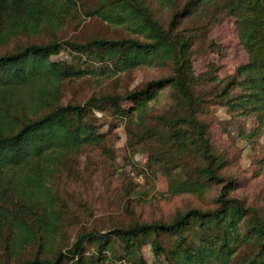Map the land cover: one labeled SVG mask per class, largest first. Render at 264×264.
<instances>
[{
    "label": "trees",
    "instance_id": "16d2710c",
    "mask_svg": "<svg viewBox=\"0 0 264 264\" xmlns=\"http://www.w3.org/2000/svg\"><path fill=\"white\" fill-rule=\"evenodd\" d=\"M82 14L122 26L127 35L82 43L37 39ZM229 16L247 61L227 77L210 63L208 80L216 87L213 102L234 116L256 118L249 132L239 128L252 142L264 133V0H97L91 7L83 0H0V231L10 256L0 264H14L17 248L26 246L35 252L15 264H147L145 245L159 264H264V217L231 195L237 181L222 174L227 160L202 117L212 102L197 89L191 61L210 26ZM11 42L14 47L3 49ZM63 47L72 59H51ZM138 66H164L169 73L124 94L60 102L65 79ZM166 90L170 102L154 113ZM96 112L125 123L130 145L142 147L150 170L165 175L171 196L205 198L220 185L212 205L176 211L167 220L83 229L67 247H54V168L84 147L111 148Z\"/></svg>",
    "mask_w": 264,
    "mask_h": 264
},
{
    "label": "rangeland",
    "instance_id": "374dc122",
    "mask_svg": "<svg viewBox=\"0 0 264 264\" xmlns=\"http://www.w3.org/2000/svg\"><path fill=\"white\" fill-rule=\"evenodd\" d=\"M83 2L91 7L97 0ZM126 35L127 31L122 26L82 14L81 19H69L58 30H44L37 39L50 41L53 38L82 43L94 37L118 39ZM23 40L26 41V38H20L17 42ZM14 45L11 42L3 49H10ZM72 57L69 50L63 47L51 59L68 62ZM191 61L194 73L199 77L197 89L212 102L205 105L202 117L210 125L214 148L227 160L222 174L237 181L231 195L242 199L246 206L259 207L264 217V133L252 142L244 139L239 134V128L242 126L249 132L256 126V118L253 115L246 118L234 116L226 107L213 102L216 87L208 80L213 74L208 66L210 63L217 66L220 77H227L239 64L247 61L232 16L220 18L210 26L205 44L194 46ZM89 64L92 65L90 67L94 66L93 63L84 64L82 61L83 67ZM167 73L169 71L164 66H138L114 75L97 72L78 79H65L60 102L82 103L89 96L99 93L124 94ZM170 96V90H166L153 109L154 113H159L158 109L170 102ZM95 116L100 130L106 131L110 137L111 148L84 147L75 155L60 159L54 168L49 180L54 208L59 216L54 247H67L83 229L104 230L135 220H167L176 211L203 207L208 203L212 205L211 200L218 194L220 185H213L205 198L190 194L171 196L165 175L150 170L147 154L142 147L140 149L130 145L125 123L100 112H96ZM111 123L117 124L112 131L109 130ZM162 241L164 243L168 238L162 236ZM6 242L4 232L0 231V261L10 258L5 250ZM142 251L147 264H159L149 245L143 246ZM34 252V246L17 248L11 262L15 264L18 260L32 256Z\"/></svg>",
    "mask_w": 264,
    "mask_h": 264
}]
</instances>
